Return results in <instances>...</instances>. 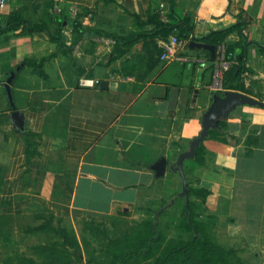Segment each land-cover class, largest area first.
<instances>
[{"label":"crops","instance_id":"0c3cea01","mask_svg":"<svg viewBox=\"0 0 264 264\" xmlns=\"http://www.w3.org/2000/svg\"><path fill=\"white\" fill-rule=\"evenodd\" d=\"M15 11L42 30L0 32V216L75 220L160 204L172 192L170 176L182 189L170 166L199 135L215 95L236 90L260 103L237 105L202 142L200 157L184 161L188 184L210 193L187 199L174 190L177 199L159 211L188 219L193 200L216 244L264 253V0H15L0 6V28ZM150 16L187 17L198 35L238 20L246 28L221 39L215 58L189 47L191 61H169L161 41L177 29L165 37L144 24ZM242 33L250 44L238 74L232 50Z\"/></svg>","mask_w":264,"mask_h":264},{"label":"rangeland","instance_id":"374dc122","mask_svg":"<svg viewBox=\"0 0 264 264\" xmlns=\"http://www.w3.org/2000/svg\"><path fill=\"white\" fill-rule=\"evenodd\" d=\"M19 1L23 5H53L55 2ZM9 2L11 4L15 0H6L5 4ZM61 5H68V2L63 1ZM169 179L165 185L172 192L164 193L165 198L160 204L137 205L128 212L89 215L75 220L56 218L48 214L0 216V264L157 263L158 259L165 256L170 245L192 237L188 219H185L180 210H171L160 215L159 208L170 205L172 200L177 199L176 191L182 190L179 179L173 181L171 176ZM174 190L176 191L173 192ZM203 201L206 202V199ZM181 206L183 208V204ZM199 209L203 208L197 205L195 211ZM152 221H157L156 227L159 231V240L153 242L147 236L152 234L151 231H145L146 223ZM139 245L148 247L138 255L129 256L126 261L116 260L117 252L125 254ZM229 256L230 264H264V253L233 251Z\"/></svg>","mask_w":264,"mask_h":264},{"label":"trees","instance_id":"16d2710c","mask_svg":"<svg viewBox=\"0 0 264 264\" xmlns=\"http://www.w3.org/2000/svg\"><path fill=\"white\" fill-rule=\"evenodd\" d=\"M154 23L155 27H158L162 34L168 35L173 32L174 29H177L175 35H177L180 39H189V40H198L205 41L211 44L216 45L221 39H223L226 35L231 33L236 29L243 30L246 28V22L243 20H238L237 22L225 26L223 28L213 30L207 35H198L194 32V26L189 21L187 17H177L176 23L165 22L158 19L156 16H150V18L144 22V24ZM24 34H30L36 30H42L41 25H31L29 20L24 19L20 12L15 11L10 13V17L8 19L7 25L4 28H0V32L4 30H19ZM158 30V29H157ZM250 44L246 35L242 33V40L240 41L239 46L232 50L233 54H238L239 64L235 65L232 68V71H237L238 74L244 72V58L246 56V51L244 46ZM257 44V43H255ZM189 48V47H188ZM229 56V53L227 54ZM225 84V83H224ZM239 89L244 90V85H238ZM220 124L223 126L224 122L221 121ZM219 129L212 128L210 130V135L217 134ZM203 143H201L197 147L196 155L193 158L198 159L200 157L201 152L203 151ZM189 186V194L196 195L200 197H205L210 193V191L198 190L188 184ZM197 203L195 201L189 202L188 208V226L194 229L195 234L186 241H180L174 243L168 247V250L163 258L157 260L155 264H230V256L234 250L226 249L218 244H216L209 236L205 234V221L199 219L198 214L194 211L197 207ZM157 221L147 222L146 230L151 231L152 234H147L148 239L152 238L153 241L159 240V231L157 229ZM143 234V233H142ZM144 235V234H143ZM148 245H139L136 246L134 250L128 251L127 253L117 252L116 260L126 261L129 256L138 255L140 252ZM238 257V254H237ZM115 263V261H114Z\"/></svg>","mask_w":264,"mask_h":264},{"label":"water","instance_id":"95a60500","mask_svg":"<svg viewBox=\"0 0 264 264\" xmlns=\"http://www.w3.org/2000/svg\"><path fill=\"white\" fill-rule=\"evenodd\" d=\"M190 48H204L211 52L213 58L216 57V46L214 44L191 40L189 42ZM15 77V71L11 72L10 77L7 80V86L9 94L11 95L10 90V81ZM259 104L260 101L253 98L252 96L236 90H227L223 94H216L214 102L209 110L204 114L202 119V129L198 136L192 139L190 147L182 151L176 160V165L174 167L170 166L171 169L178 171L182 178V191L179 193L182 196H186L189 199V186L187 181V176L184 169V161L188 158H193L196 155L197 147L209 136L210 130L215 128L218 121L228 115L237 105L243 104ZM21 113L17 110L13 111V117L19 121L21 118ZM22 121V122H21ZM23 120L17 122L18 127L21 130L25 129V126L22 124ZM157 171V175L162 176L167 170V158L162 157L154 167Z\"/></svg>","mask_w":264,"mask_h":264},{"label":"built area","instance_id":"2783aa9c","mask_svg":"<svg viewBox=\"0 0 264 264\" xmlns=\"http://www.w3.org/2000/svg\"><path fill=\"white\" fill-rule=\"evenodd\" d=\"M6 0H0V6L4 5ZM193 40V39H192ZM191 40L189 39H180L177 37V35H173L169 37L167 40L161 41V45L163 48L161 58L166 60H186L191 61V58L186 55L185 49H188L189 42ZM222 53V52H220ZM224 60V57L222 58V61ZM224 67H228V63L222 65ZM219 70V67L217 66L215 69V78L217 76V72Z\"/></svg>","mask_w":264,"mask_h":264}]
</instances>
